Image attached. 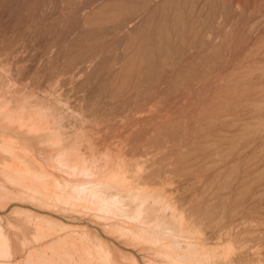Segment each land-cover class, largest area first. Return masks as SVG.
Segmentation results:
<instances>
[{"label": "rangeland", "instance_id": "rangeland-1", "mask_svg": "<svg viewBox=\"0 0 264 264\" xmlns=\"http://www.w3.org/2000/svg\"><path fill=\"white\" fill-rule=\"evenodd\" d=\"M0 218V264H264V0H0Z\"/></svg>", "mask_w": 264, "mask_h": 264}, {"label": "bare ground", "instance_id": "bare-ground-1", "mask_svg": "<svg viewBox=\"0 0 264 264\" xmlns=\"http://www.w3.org/2000/svg\"><path fill=\"white\" fill-rule=\"evenodd\" d=\"M31 116H32V115H31ZM31 116H30V118H31ZM34 116H35V115H34ZM37 120H38V118H37ZM39 120H40V119H39ZM35 122H36V121H35ZM35 122H34V123H35ZM32 123H33V122H32ZM32 123H31V124H32ZM36 123H37V122H36ZM38 124H39V123H38ZM38 126H39V125H38ZM179 137H180V136H179ZM11 151H12V150H11ZM9 152H10V151H9ZM7 153H8V152H7ZM10 154H11V153H10ZM12 154H13V153H12ZM14 155H15V153H14ZM6 157H7V156H6ZM22 157H23V156H22ZM17 158H18V157H17ZM38 161H39V160H38ZM38 161H36V162H38ZM39 162H40V161H39ZM13 163H15V161H14ZM21 163H22V162L20 161L19 164H21ZM7 164H8V163H6V165H7ZM11 164H12V163H11ZM23 164H24V163H23ZM23 164H21V165H23ZM6 165H5V166H6ZM9 165H10V164H9ZM12 165H13V164H12ZM21 165H19V166H21ZM24 165H25V164H24ZM38 165H39V164H37L36 166H38ZM41 165H42V164H41ZM41 165H39V168H41V167H40ZM13 166H15V168H16V165H13ZM13 166H12V167H13ZM3 168H4V167H3ZM10 168H11V166H10ZM13 168H14V167H13ZM20 168H21V167H20ZM25 168H26V166H25ZM41 169L44 170L43 168H41ZM13 170H15V169H13ZM27 170H28V169H27ZM27 170H26L25 172H26L28 175H30L31 173L29 174V171L27 172ZM4 171H5V170H4ZM8 171H9V170H8ZM22 171H24V170L22 169L21 172H22ZM40 171H41V170H40ZM44 171H45V170H44ZM17 172L19 173L18 169L16 168V170H15V174H16V176H18V173H17ZM25 172H24V174H25ZM22 173H23V172H22ZM40 173H41V172H40ZM40 173H38V174L41 176ZM99 173H100V172H99ZM10 174H11V173H10ZM15 174H14V176H15ZM100 174H101V173H100ZM5 175H6V174H5ZM11 175H12V174H11ZM21 175H22V180H21L22 182H20V184L23 183V180H24L23 178L26 176V175L24 176L23 174L20 173V176H21ZM43 175H44V176H43ZM43 175H42V177H45V176L47 175V172H45V174H44V172H43ZM23 176H24V177H23ZM32 176H33V175H32ZM34 176H36V175H34ZM26 177L29 178L30 181L33 179V178L31 179L30 176H26ZM26 177H25V179H26ZM97 177H98V176H97ZM100 177H103V176L100 175ZM18 178H19V177H18ZM18 178H17V179H18ZM36 178L38 179L39 176H36L34 179H36ZM46 178H47V177H46ZM17 179H14L15 182H16ZM29 179H28V180H29ZM40 179H41V178H40ZM48 179H49V178H48ZM48 179H47V180H48ZM18 180L20 181V179H18ZM18 180H17V182H18ZM38 180H39V179H38ZM38 180H34L33 182H35V181L37 182ZM41 180H42V179H41ZM45 180H46V179H45ZM47 180H46V182H45L44 179H43L41 182H40V181H38V182L40 183V185H41V183H44V182H45L46 185H47V187H48V184L50 185V183H48ZM49 180H51V179H49ZM49 180H48V181H49ZM13 182H14V181H13ZM17 182H16V183H17ZM38 182H37V184H39ZM24 183H25V180H24ZM51 183H53V182H51ZM13 184H14V183H13ZM15 185H16V184H15ZM2 186H3V185H2ZM4 186H5V185H4ZM11 186H12V185H11ZM23 186H24L25 189H27L26 187H28L27 185H26V187H25V185H23ZM30 186H31V185H30ZM33 186H34V185H33ZM50 186H52V185H50ZM58 186H59V185H58ZM96 186H97V184H96ZM14 187H16V186H14ZM14 187H12V188H14ZM18 187H19V186H17V188H18ZM36 187H37V186L35 185V188H36ZM76 187H77V186H76ZM101 187H102V186H101ZM17 188H16V190H18ZM30 188L35 189V188L32 187V186H31ZM40 188H41V187H40ZM42 188H44V186H42ZM59 188H60V187H59ZM6 189H7V188H6ZM6 189H5V190H6ZM19 189H21V185H20V188H19ZM22 189H23V188H22ZM25 189H24V191H25ZM28 189H29V188H28ZM38 189H39V188H38ZM44 189H45V188H44ZM46 189H47V188H46ZM46 189H45V190H46ZM29 190H30V189H29ZM19 191H21V190H19ZM33 191H34V190H33ZM58 191H59V190H58ZM65 191H66V189H65ZM21 192H22V191H21ZM25 192H26V191H25ZM25 192H23L24 195H26ZM28 192H29V191L27 190L26 193L28 194ZM31 192H32V191H31ZM37 192H38V190H37ZM45 192H46V191H45ZM63 192H64V191H63ZM101 192H102V191H101ZM104 192L106 193V191H104ZM18 193H19V192H18ZM46 193H47V192H46ZM92 193H94V192L92 191ZM29 194H30V193H29ZM37 194H38V193H37ZM37 194H34V195H37ZM41 194H42V193H41ZM64 194H65V193H64ZM74 194H75V193H74ZM100 194H101V193H100ZM106 194H107V193H106ZM20 195H23V194L20 193ZM20 195H19V196H20ZM31 195H32V196H30V195H29V196H30V197H33V194H32V193H31ZM47 195H48V193H47ZM120 195H121V194H120ZM8 196H9V195H8ZM13 196H14V195H13ZM27 196H28V195H27ZM50 196H51V195H50ZM94 196H95V195H94ZM94 196L92 195L91 198H89V199H91V203H93L92 200L95 201ZM97 196H98V195H97ZM100 196H101V195H100ZM100 196H99V197H100ZM102 196H104V195H102ZM102 196H101V197H102ZM105 196H106V195H105ZM16 197H17V196H16ZM21 197H22V196H21ZM40 197H41V196H40ZM84 197H87L86 200H89L87 195L84 196ZM95 197H96V196H95ZM99 197H96V198H98L97 200H99ZM12 198H14V197H12ZM34 198H36V197H34ZM38 198H39V197H38ZM38 198H37V199H38ZM48 198H49V195H48ZM50 198H51V197H50ZM32 199H33V198H32ZM41 199H43V196L41 197ZM46 199H47V198H46ZM51 199H52V198H51ZM101 199H103V198H101ZM101 199H100V200H101ZM14 200H15V199H14ZM16 200H17V199H16ZM24 200H25V199H24ZM24 200H23V201H24ZM29 200H30V198H29ZM34 200H35V199H33V201H34ZM43 200H44V199H43ZM49 200H50V199H49ZM49 200H48V201H49ZM54 200H55V199H54ZM54 200H53V201H54ZM104 200H105V199H104ZM115 200H116V199H115ZM17 201H18V200H17ZM33 201H32V202H33ZM35 201H36V200H35ZM39 201H40V203L42 202L41 200H39ZM39 201H38V202H39ZM59 201H60V200H59ZM89 201H90V200H89ZM14 202H16V201H14ZM44 202H45V201H43V203H44ZM49 202H50V204H51V200H50ZM55 202H56V201H55ZM55 202H53L52 205H54ZM96 202H97V201H95L94 203H96ZM98 202H99V201H98ZM33 203H34V202H33ZM43 203H42V205H43ZM56 203H58V201H57ZM99 203H100V202H99ZM104 203H105V202H104ZM46 204H47V203H46ZM97 204H98V203H97ZM97 204H96V205H97ZM101 204H103V203H101ZM101 204H100V205H101ZM1 205H3V204H1ZM52 205H51V206H52ZM56 205H57V204H55L54 206H56ZM58 205H59V203H58ZM54 206H52V207L54 208ZM103 206H104V205H103ZM103 206H102V207H103ZM52 207H51V208H52ZM70 207H71V206H70ZM98 207L100 208V206H98ZM102 207H101V208H102ZM57 208H58V206H57ZM138 208H139V207H138ZM55 209H56V208H55ZM68 209H69V208H68ZM68 209L65 210V211L68 212ZM46 210H47V209H46ZM95 210H96V209H95ZM69 211H70V210H69ZM137 211H138V210H137ZM63 219H64V218H63ZM0 220H1V218H0ZM8 221H9V220H8ZM17 221L19 222V219H18ZM20 221H21V220H20ZM26 221H27V219H26ZM28 221H29V220H28ZM23 223H24V222H22V224H23ZM30 223H32V222H30ZM19 224H20V222H19ZM19 224H18V225H19ZM22 224H21L20 226H22ZM24 225L27 226L28 224H27V225L24 224ZM24 225H23V226H24ZM0 227H1V226H0ZM28 227H32V226H29V225H28ZM103 227H105V225H104ZM20 228H21V227H20ZM20 228H18V229L20 230ZM25 228L27 229V227H25ZM37 228H38V227H37ZM107 228H108V226H107ZM2 229H3V228H2ZM18 229H17V230H18ZM28 229H29V228H28ZM105 229H106V228H105ZM19 230H18V231H19ZM21 230H22V229H21ZM36 230H37V229H36ZM69 230H70V229H69ZM4 231H5V230H4ZM5 232H6V231H5ZM23 232H24V230H23ZM86 232H87V231H86ZM0 233H1V231H0ZM9 233H10V232H9ZM7 234H8V233H7ZM56 234H57V233H56ZM13 235H14V234H13ZM90 235L92 236L93 233H92V234L90 233ZM95 235H96V234H95ZM71 236H72V235L70 234V237H71ZM96 236H97V235H96ZM96 236H93V237L98 238V237H96ZM0 237H1V236H0ZM23 237H24V236H23ZM72 237H73V236H72ZM77 237H78V236H77ZM95 238H94L93 240H96V241H97V239H95ZM121 238H122V235H121ZM1 239H2V238H1ZM80 240H81V239H80ZM91 240H92V238L90 239V241H91ZM2 241H3V240H2ZM6 241H7V240H5V242H6ZM99 241H100V240H99ZM127 242H128V241H127ZM6 243H7V242H6ZM57 243H58V242H57ZM89 243H90V242H89ZM92 243H93V241H92ZM94 243H95V241H94ZM96 243H97V242H96ZM131 243H132V242H131ZM90 244H91V243H90ZM107 244H108V243H107ZM128 244H129V243H128ZM109 245H110V244H109ZM6 246H7V245H6ZM13 246H14V245H13ZM94 246H95V245H94ZM103 246H104V245H103ZM130 246H131V245H130ZM109 247H110V246H109ZM6 248H7V247H6ZM9 248H10V247H9ZM50 248H51V246H50ZM25 249H26V248H25ZM8 250H9V249H8ZM21 250L24 251L23 248H22ZM27 250H28V249H27ZM51 250H52V249H51ZM107 250H108V249H107ZM114 250H115V249H114ZM121 251H122V250H121ZM161 251H162V250H161ZM86 252H87V251H86ZM107 252H108V251H107ZM123 252H124V251H123ZM159 252H160V251H159ZM162 252H163V251H162ZM9 253H10V252H9ZM23 253H25V251H24ZM23 253H22V254H23ZM28 253H29V252H28ZM115 253H116V252H115ZM115 253H114V254H115ZM11 254H12V253H11ZM112 254H113V253H112ZM29 255H30V254H29ZM146 256H147V255H146ZM146 256H145V257H146ZM168 256H169V255H168ZM145 257H144V258H145ZM147 257H148V256H147ZM107 258L109 259V257H107ZM149 258H150V257H149ZM149 258H148V259H149ZM135 259H136V258H135ZM135 259H134V256H133V261H134ZM148 259H146V261H147ZM165 259H167V258H165ZM100 260H101V262H102L103 260L105 261V258H104L103 260H102V258H101ZM106 260H107V259H106ZM150 260H151V259H149L148 261L151 262ZM170 260H171V259H170ZM165 261H166V260H165ZM107 262H108V260H107ZM166 262H168V260H167ZM14 263H15V262H14ZM108 263H109V262H108ZM114 263H115V262H114ZM104 264H105V263H104ZM135 264H137V263H135ZM165 264H167V263H165Z\"/></svg>", "mask_w": 264, "mask_h": 264}, {"label": "crops", "instance_id": "crops-1", "mask_svg": "<svg viewBox=\"0 0 264 264\" xmlns=\"http://www.w3.org/2000/svg\"><path fill=\"white\" fill-rule=\"evenodd\" d=\"M13 165H14V164H13ZM13 165L11 164L10 166L12 167ZM10 166H9V167H10Z\"/></svg>", "mask_w": 264, "mask_h": 264}]
</instances>
